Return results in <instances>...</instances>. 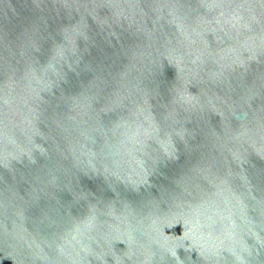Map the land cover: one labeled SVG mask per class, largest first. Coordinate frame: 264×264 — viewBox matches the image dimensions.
<instances>
[{"label": "water", "instance_id": "water-1", "mask_svg": "<svg viewBox=\"0 0 264 264\" xmlns=\"http://www.w3.org/2000/svg\"><path fill=\"white\" fill-rule=\"evenodd\" d=\"M0 264H264V0H0Z\"/></svg>", "mask_w": 264, "mask_h": 264}]
</instances>
